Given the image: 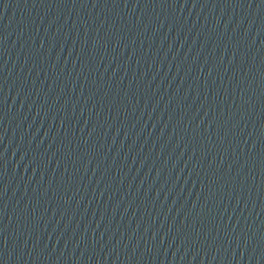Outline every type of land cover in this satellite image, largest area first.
Wrapping results in <instances>:
<instances>
[{"label": "water", "instance_id": "obj_1", "mask_svg": "<svg viewBox=\"0 0 264 264\" xmlns=\"http://www.w3.org/2000/svg\"><path fill=\"white\" fill-rule=\"evenodd\" d=\"M0 264H264V0H0Z\"/></svg>", "mask_w": 264, "mask_h": 264}]
</instances>
